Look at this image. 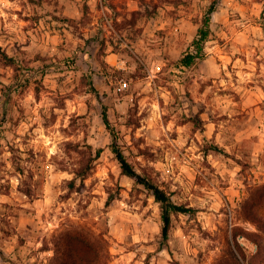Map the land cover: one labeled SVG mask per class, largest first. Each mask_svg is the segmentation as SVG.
I'll return each instance as SVG.
<instances>
[{
    "label": "rangeland",
    "instance_id": "rangeland-1",
    "mask_svg": "<svg viewBox=\"0 0 264 264\" xmlns=\"http://www.w3.org/2000/svg\"><path fill=\"white\" fill-rule=\"evenodd\" d=\"M213 1L205 57L178 66ZM102 105L136 170L194 208L166 240ZM259 184L264 0H0V264H55L67 229L106 239L107 264H250Z\"/></svg>",
    "mask_w": 264,
    "mask_h": 264
},
{
    "label": "trees",
    "instance_id": "trees-1",
    "mask_svg": "<svg viewBox=\"0 0 264 264\" xmlns=\"http://www.w3.org/2000/svg\"><path fill=\"white\" fill-rule=\"evenodd\" d=\"M216 7L214 1L208 5L201 23L197 28L195 37L176 61L178 66L190 67L205 57V42L212 35V13L216 10ZM102 106L103 121L112 136L110 148L119 163L121 173L133 179L136 184L142 185L153 196L154 200L159 203L162 221L161 235L163 240H166L169 236L172 214L175 212L190 213L194 208L175 202L170 193L155 180L136 170L132 162L120 148L117 135L108 119L107 110L104 105ZM252 189L251 196L244 199L240 205L245 212L244 217L256 227V230L246 231L245 233V236L255 244V250L247 261L250 264H264V216L258 212V208L264 205V184H259ZM55 245V264H107L111 256L109 243L106 239L102 237L98 240L91 234H85L75 229H67L56 234ZM235 245L239 246L237 241H235ZM227 255L228 258H232L235 262L234 264H240V260L235 252L230 250ZM242 256L245 258V254ZM219 264L233 263L224 258Z\"/></svg>",
    "mask_w": 264,
    "mask_h": 264
},
{
    "label": "built area",
    "instance_id": "built-area-1",
    "mask_svg": "<svg viewBox=\"0 0 264 264\" xmlns=\"http://www.w3.org/2000/svg\"><path fill=\"white\" fill-rule=\"evenodd\" d=\"M123 85L126 86V85H127V82L125 81V82L123 83Z\"/></svg>",
    "mask_w": 264,
    "mask_h": 264
},
{
    "label": "crops",
    "instance_id": "crops-1",
    "mask_svg": "<svg viewBox=\"0 0 264 264\" xmlns=\"http://www.w3.org/2000/svg\"><path fill=\"white\" fill-rule=\"evenodd\" d=\"M113 54V53H112ZM107 56H110V55H107Z\"/></svg>",
    "mask_w": 264,
    "mask_h": 264
}]
</instances>
